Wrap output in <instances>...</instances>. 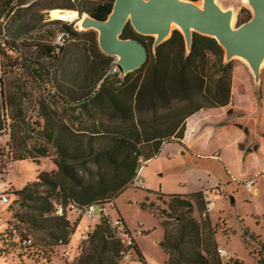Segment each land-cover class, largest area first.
<instances>
[{
	"label": "trees",
	"instance_id": "1",
	"mask_svg": "<svg viewBox=\"0 0 264 264\" xmlns=\"http://www.w3.org/2000/svg\"><path fill=\"white\" fill-rule=\"evenodd\" d=\"M114 1L0 0V134L8 135L7 159L39 166L49 159L56 167L41 171L14 192L10 207L18 205L12 212L16 222L0 229V254L21 255L29 249L27 254L41 255L50 263V253L70 245L80 222L71 220L70 212L83 214L84 206L96 203L103 209L98 222L86 228L74 256L62 264H121L128 254V260L147 264L134 239L129 243L125 237L130 232L123 218L110 217L108 206L135 185L139 168L163 144L176 141L184 146L189 116L232 101L235 62L225 60L224 48L212 36L194 32L187 48L183 33L175 29L154 47V36L138 33L128 21L122 37L143 42L148 58L119 77L112 71L115 56L102 51L97 30H78L61 18L45 23L55 27L44 28L48 11L72 10L106 19ZM250 18L243 8L238 22ZM57 33L63 39L60 45L54 43ZM83 33L92 34L91 46L83 42ZM255 95L260 104L261 92ZM226 174L228 182L245 184ZM221 189L218 185L213 190L221 194ZM205 191L158 193L164 208L143 203L164 217L165 235L159 243L168 252L166 264H243L218 254ZM56 203H75L81 210L58 214ZM168 219L175 220L174 229ZM18 229L33 232L35 241L17 235ZM27 237L32 238L29 245L23 244ZM242 237L246 243L248 238L257 240L264 251V240L249 227Z\"/></svg>",
	"mask_w": 264,
	"mask_h": 264
},
{
	"label": "rangeland",
	"instance_id": "2",
	"mask_svg": "<svg viewBox=\"0 0 264 264\" xmlns=\"http://www.w3.org/2000/svg\"><path fill=\"white\" fill-rule=\"evenodd\" d=\"M216 2L223 10L232 11L233 26L240 25L238 22L239 15L243 8L248 9L251 16L253 15L251 4L244 0H216ZM198 4L202 5L203 0H198ZM75 12L76 15L73 20H66L73 23L78 30H89L85 25V15ZM46 17L43 21L44 24L55 18L50 11L46 13ZM49 27L52 28L55 25H44L46 29ZM60 36V33H57L54 43L59 45L63 43L62 36ZM81 37L83 42L91 46L92 34L83 33ZM116 60L115 57L114 62ZM261 70L264 72V65ZM123 75L120 73L119 77ZM257 91L261 92V89L256 85ZM68 114H72V111H69ZM112 123H116V121L112 120ZM7 141L8 135L6 133L0 134V197L4 191L9 196L8 202L0 201V229L5 228L8 222H12L11 227H13L16 222L12 217V212L15 208L18 209V205L14 210L10 207L15 199L14 192L35 180L41 171H50L47 170L49 159H45L41 166L29 160L15 162L8 160L6 156ZM231 166L237 173L238 163H232ZM226 176L220 161L186 153L174 142L165 143L158 154L144 162L141 167L139 178L144 180L145 187L140 188L138 185H131L124 189L115 198L114 203L108 206V212L113 219L119 216L123 218L131 237L138 244L147 264H166L168 252L159 243L165 235L164 217L159 215L156 209L144 207L143 203L155 202L157 207L164 208L165 205L158 199V193L166 196L170 194L184 195L206 190L205 193L209 194L214 201V210L208 220L209 227L216 231L217 245L225 247L230 257L242 261L243 264H264V251L259 249L257 240L254 242L248 238L246 243L242 237L245 227H249L251 231L260 235L264 240V175L257 176V183L252 189L246 187V182H244L245 184L228 182ZM218 185L222 187L221 194H217L215 193L217 190H213ZM98 214L99 212L96 214V219L93 220L80 212H70L68 217H71V220L80 218V222L72 235L70 245L62 249L56 248L54 252L50 253V263L41 255L31 256V254H27L29 249L28 251L24 249L21 251V255L18 251H15L14 254H0V264H62L64 258L74 256V247L85 238L86 228L93 227L98 222ZM194 215L201 217L197 211L194 212ZM202 220L204 221V219ZM167 222L170 228L174 229L175 220L168 219ZM16 232L17 235L19 233L29 235L35 241V234L31 231L18 229ZM31 249L34 251L33 247ZM121 264H142V262L133 258L122 260Z\"/></svg>",
	"mask_w": 264,
	"mask_h": 264
},
{
	"label": "water",
	"instance_id": "3",
	"mask_svg": "<svg viewBox=\"0 0 264 264\" xmlns=\"http://www.w3.org/2000/svg\"><path fill=\"white\" fill-rule=\"evenodd\" d=\"M248 2L253 15L239 26L231 23L232 11L223 10L216 0H203L202 5L198 0H115L106 19L82 15L85 25L98 31L102 51L117 58L113 72L126 74L141 67L148 58V48L143 42L122 37L129 21L138 33L154 36V47L175 29L183 33L187 48L194 32L212 36L224 48L225 60L245 59L259 78L264 55V0ZM171 21L179 27L171 29Z\"/></svg>",
	"mask_w": 264,
	"mask_h": 264
},
{
	"label": "crops",
	"instance_id": "4",
	"mask_svg": "<svg viewBox=\"0 0 264 264\" xmlns=\"http://www.w3.org/2000/svg\"><path fill=\"white\" fill-rule=\"evenodd\" d=\"M233 60L231 103L198 110L187 118L184 146L171 142L186 153L220 161L232 178L242 182L253 179L255 185L257 176L264 175V72L260 70L256 78L245 59ZM256 85L261 89L260 104ZM232 163H238L237 173ZM55 168L50 160L47 170Z\"/></svg>",
	"mask_w": 264,
	"mask_h": 264
},
{
	"label": "built area",
	"instance_id": "5",
	"mask_svg": "<svg viewBox=\"0 0 264 264\" xmlns=\"http://www.w3.org/2000/svg\"><path fill=\"white\" fill-rule=\"evenodd\" d=\"M140 170H141V167L139 168V171H138V173H137V175H136V177L134 179V184L138 185L140 188H144L145 187V182H144L143 179L139 178ZM253 186H254V180L253 179L246 181V187L247 188L252 189ZM8 200H9V196H8L7 192L4 191L1 194L0 201L1 202H8ZM205 201H206V209L208 211L214 210L213 198L207 193H205ZM55 209H56V213H58V214L63 213L64 210H67V209H69L71 211L81 210L79 208V206L77 204H75V203H70L67 207H65L62 203H56L55 204ZM102 211H103V209L96 203H90V204H88V205L83 207L84 216H86V217H88L90 219H93V220L96 219L97 212H99L98 215L100 216V213ZM125 237L128 239V242L130 243L131 240H132L131 233H130V235L129 234L125 235ZM31 243H32V238L27 237V238L23 239V244L29 245ZM217 252L222 258L230 257L228 250L225 247H223V246H219L217 248ZM130 257H131L130 254H128L126 256L127 259H129Z\"/></svg>",
	"mask_w": 264,
	"mask_h": 264
},
{
	"label": "bare ground",
	"instance_id": "6",
	"mask_svg": "<svg viewBox=\"0 0 264 264\" xmlns=\"http://www.w3.org/2000/svg\"><path fill=\"white\" fill-rule=\"evenodd\" d=\"M244 1H246L248 3V0H244ZM50 13L55 18H64V19H72V20H73V18L76 15V12L72 11V10L61 11V10H58V9H54ZM233 19H234V16L231 17V23H232ZM178 27H179V24L177 22L171 21V29L178 28ZM262 65H264V55H263V59H262Z\"/></svg>",
	"mask_w": 264,
	"mask_h": 264
}]
</instances>
